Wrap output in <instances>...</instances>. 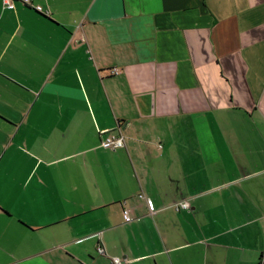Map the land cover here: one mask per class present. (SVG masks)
<instances>
[{
  "label": "crops",
  "instance_id": "1",
  "mask_svg": "<svg viewBox=\"0 0 264 264\" xmlns=\"http://www.w3.org/2000/svg\"><path fill=\"white\" fill-rule=\"evenodd\" d=\"M3 1L0 264H264V0Z\"/></svg>",
  "mask_w": 264,
  "mask_h": 264
},
{
  "label": "built area",
  "instance_id": "2",
  "mask_svg": "<svg viewBox=\"0 0 264 264\" xmlns=\"http://www.w3.org/2000/svg\"><path fill=\"white\" fill-rule=\"evenodd\" d=\"M22 2L26 6H32L33 5V0H4V6L6 9H14L15 8V2ZM38 12H42L41 7H35ZM118 70H115L112 72L113 75L117 74ZM102 142H101V147L105 150H111L115 151L118 149H121L125 147V137L120 133V134H115L114 132H103L102 133ZM148 206L150 209V214L152 216L156 215L157 210L153 206V203L148 200ZM175 209L180 211V210H187L189 211L191 209V205L188 201H182L174 205ZM124 219L126 222H130L131 218L129 216L128 212L124 213ZM99 253L101 255H105V249L103 247H99L98 249ZM113 264H126L128 263L127 260H123L121 258H113L112 259Z\"/></svg>",
  "mask_w": 264,
  "mask_h": 264
},
{
  "label": "trees",
  "instance_id": "3",
  "mask_svg": "<svg viewBox=\"0 0 264 264\" xmlns=\"http://www.w3.org/2000/svg\"><path fill=\"white\" fill-rule=\"evenodd\" d=\"M38 12V11H37ZM40 13V12H39Z\"/></svg>",
  "mask_w": 264,
  "mask_h": 264
}]
</instances>
